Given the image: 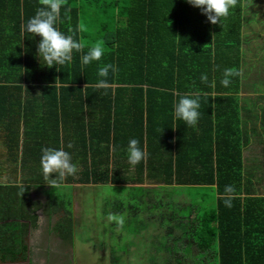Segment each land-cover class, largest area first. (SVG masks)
<instances>
[{
  "label": "trees",
  "instance_id": "trees-1",
  "mask_svg": "<svg viewBox=\"0 0 264 264\" xmlns=\"http://www.w3.org/2000/svg\"><path fill=\"white\" fill-rule=\"evenodd\" d=\"M262 1L236 0L230 14L221 23L212 24L201 9L186 0H63L57 26L84 48L74 52L72 62L57 71L43 66L37 58L40 37L22 30L43 0H0V120L8 98L14 108L24 109V128L33 135L31 139L24 134V154L32 155L30 150H34L37 140L54 134L55 145L60 119L65 121L63 125L71 121L76 129L80 128L86 118L83 110L99 106L91 93L99 90L97 95L101 94L103 101L101 108L93 107V113L99 111V120L107 125L113 118L117 121L120 141L116 139L115 145L126 146L129 139L136 138L146 153L136 166L139 182H145V175L163 185L128 191L131 201L153 205L161 214L159 227L168 233L162 236L158 251L162 249L169 256L173 249L168 238H175L185 244L188 264H264V197L247 182L242 158L252 139L264 147V133L254 127L245 129L248 124L264 126V118L259 120L260 115L264 116V96L251 89L250 79L242 71L248 64L245 51L249 40H257L259 48L264 45L261 32H256L264 30L257 17L264 8L260 6L264 5ZM254 15L257 19L248 21ZM97 44L105 50L102 60L82 68L81 56ZM106 64H112L116 71L109 72V87L98 89V68ZM225 79L229 81L227 86L222 84ZM83 85L95 89L89 87L86 93ZM36 86L44 92L38 103L42 109L38 117L37 99H21L25 88L30 92ZM250 92L254 94L251 98L240 96ZM182 95L199 98L200 116L195 127L174 117V102ZM31 109L33 119L28 118ZM15 117L23 120L20 112ZM19 124V120L10 124L15 125V133ZM121 134L129 139L123 140ZM18 137L9 136L15 153L20 148ZM100 142L94 137L92 145L99 147ZM106 142L111 143L109 136ZM117 179L116 170H106L85 173L82 181L99 185ZM3 181L1 258L10 255L9 248L19 243L16 237L6 236L9 227L4 222L20 217L21 209L14 202L25 195L23 191L28 196L31 188L12 187ZM33 181L44 184L39 178ZM57 181L59 184L62 180ZM54 189L55 212L71 213L66 194L57 192L55 186L48 192ZM183 190H189L190 199L176 202L174 192ZM117 203V213L136 212V208L128 210L122 202ZM39 208L50 211L43 205ZM177 218L190 223L180 222L176 227ZM74 225L72 219L57 224L55 231L64 243L75 239ZM183 262L178 260V264Z\"/></svg>",
  "mask_w": 264,
  "mask_h": 264
},
{
  "label": "crops",
  "instance_id": "crops-1",
  "mask_svg": "<svg viewBox=\"0 0 264 264\" xmlns=\"http://www.w3.org/2000/svg\"><path fill=\"white\" fill-rule=\"evenodd\" d=\"M24 52V51H23ZM39 72H42V68L39 69ZM89 87L88 85H83L82 88L87 93V90ZM116 87V86H113ZM94 88V87H93ZM98 89H101L99 87H96ZM95 89V88H94ZM99 90L95 89V91H92L93 97L95 96V101L98 103V105H101V102L103 101V97L101 94L97 95ZM102 93V92H101ZM251 95H240L241 97L245 98H251L253 92H250ZM43 88L36 86L32 87L30 92H26V88L24 90V95L21 96V99L23 101L27 98H36V111L35 115L38 117L42 114V109L38 107V103L43 98ZM77 96V95H76ZM242 97V98H243ZM76 98L73 99L75 102ZM250 100L245 101L247 103ZM13 101H10L8 98V103L4 110V117L2 120H0V179L1 181L4 180L8 186H19L22 187V189L31 187L28 196L26 192H22L25 195L19 196L20 198L18 201L14 202L11 200V202H14V206L17 209L20 210V217H17L13 220H7L4 222V224H7L9 229L7 232V237H16L17 241L19 242L17 244V248L11 249L9 248L10 255H15L17 258L18 254H23V257L25 258L26 254H34V260L35 262H40L44 264H50L53 260H55V228L57 225L52 224V220L55 218H58L59 216L62 217L63 221L66 219H72L75 221L74 230L75 234L77 231V218L75 217V211L74 207L77 203L72 202L71 199L66 196L67 202L70 206L71 213L63 211V213H56L54 212H46L45 209L39 208L40 205L46 206L50 199L52 198L54 202L57 200L56 196H51L48 192L52 186L48 185L47 180L49 178H46L43 174L42 168H41V156H42V149L44 148H63L65 151L69 152L72 155L73 162L77 164L78 171L74 175L79 176L77 180H74V185H81L82 187H77L78 189H82L84 191L85 187L87 186H98L93 183L87 184L84 183L82 180L84 179L85 173H104L107 171H117L118 179L115 182L112 183H100L99 185H110L112 187H121L127 190V193L129 190H138V188H142L144 190H149V188H157L158 185L155 182H151L145 175L143 176L145 182L140 183V178L138 175L137 168L131 164H129L128 159H123L127 157L126 152V146H119L117 147L114 143L116 139H119L120 133L117 131V121L113 118L111 124L107 125L105 122H102L99 120V111L93 113V107L99 106H93L90 107L87 110H83V113H85L86 118L84 117L82 119V125L80 128H75V123L70 121L68 123L62 124L65 122L63 119L60 123V128L58 134H55V145L53 142L54 134L50 135L48 138L42 140L39 142L37 140V143H35L32 147H34V150H30V152H33L26 156L24 154V134L26 132L24 128V120H25V111L22 109V111H19L18 107L13 106ZM24 103V102H23ZM14 108V109H13ZM101 108V106H100ZM14 111V112H13ZM31 112L28 113V118L33 119L34 118V111L33 109L30 110ZM20 112L23 116V120L16 118L17 113ZM261 114V113H260ZM14 115V118H13ZM84 116V114H83ZM99 117V118H98ZM264 118L263 115H260V121ZM12 120H19V130L15 133V125H10L12 123ZM87 126V127H83ZM93 126V128L90 127ZM95 125V127H94ZM103 127H102V126ZM110 126H113L112 129H110ZM254 126L248 124L245 129H248L249 131ZM119 128V127H118ZM259 129L262 131V134L264 133V126L259 125ZM29 131V130H28ZM17 135L19 134V137L17 140L20 142V148L18 153H15L14 146H12V142L9 138L10 135ZM26 135H30L31 139L33 138V135L29 132H26ZM123 135V134H121ZM42 136V135H40ZM111 140V143L108 144L106 140ZM118 136V137H117ZM39 137V136H38ZM94 137L96 139L101 140L100 146L98 147L97 144L92 145V141H94ZM123 140H127L129 138H125L124 135L122 136ZM120 141V139L118 140ZM37 144V145H36ZM72 145L71 148L68 146ZM250 147V146H249ZM248 147V148H249ZM247 148V149H248ZM147 152V148L144 149ZM262 150V151H261ZM261 154L257 155L255 158V163L252 166L253 156L250 158L248 156L247 163L244 159V171L245 176L247 179V182H251V187L255 190H257L256 194H259L258 196H263L260 194V190L263 191L264 189V147L261 149ZM87 151V153H85ZM252 153H257L255 150L252 151ZM116 156V157H115ZM259 157V158H258ZM19 159V160H18ZM18 160L17 165L16 162ZM248 164H251L248 167ZM258 166V167H257ZM248 167V168H247ZM258 168V169H257ZM10 174H16L14 176L10 177ZM7 175V176H6ZM18 175V179H16V176ZM41 179L44 183L43 185L37 184V181H33L34 179ZM7 179V181H6ZM134 179L136 181H134ZM139 179V180H138ZM0 181V183H1ZM58 182V181H57ZM62 183V181H59V183ZM246 182V183H247ZM49 183H53L50 181ZM66 184V182H64ZM55 186V185H54ZM37 188H41L43 190V195H46L45 200L43 201V196H41L38 200L34 199V191ZM91 188V187H89ZM21 189V188H20ZM74 193L76 194V187L73 188ZM82 191V192H83ZM131 192V191H129ZM20 193V192H19ZM114 201L121 202L119 199L112 198ZM110 199V200H112ZM80 201V200H78ZM81 203V202H80ZM25 210V211H24ZM61 214V215H60ZM62 214L64 216H62ZM135 215V214H133ZM12 216V215H11ZM34 217V219H33ZM49 225V226H48ZM14 226V228H12ZM42 228H45V230H48L47 233L45 231L43 232ZM57 234V232H56ZM58 236V234H57ZM44 237L46 238L45 244H39L37 243L38 240ZM56 240L60 243V245H65L67 243H64L63 240H61L59 237L56 238ZM47 244V245H46ZM58 247V246H57ZM12 250V254H11ZM73 252L74 249L72 248ZM44 253L45 256L43 255ZM10 255L6 257H0V262L6 261V259H10ZM22 256V255H21ZM4 258V259H3ZM14 258V257H13ZM49 259L51 261L49 262ZM13 260V259H12ZM27 261L30 259L27 258ZM2 264V263H1Z\"/></svg>",
  "mask_w": 264,
  "mask_h": 264
},
{
  "label": "rangeland",
  "instance_id": "rangeland-1",
  "mask_svg": "<svg viewBox=\"0 0 264 264\" xmlns=\"http://www.w3.org/2000/svg\"><path fill=\"white\" fill-rule=\"evenodd\" d=\"M257 2L253 1V3ZM262 2L264 4V0ZM260 6L264 7V5ZM257 15L258 20L264 24V8L258 11ZM257 17L256 15L250 16L248 21H253ZM256 32H261L260 37L264 41V30L259 28ZM256 41L252 43V39L249 40L250 46L247 45V50L245 51V63L248 62V64L242 71L247 75L246 77H249L251 89L255 90V93L260 94V96H264V45L259 48ZM242 76L243 79L246 78L243 74ZM257 82L258 85L256 86L255 83ZM254 128H257L262 134L258 127L254 126ZM262 147L261 143L256 141V139H252L251 143L244 148L242 158L245 159L246 163L248 156L250 158L253 156L251 169L255 163V157L261 154ZM253 150L257 153H252ZM251 164H248V167ZM78 177L77 175H66L62 183L58 184L56 182L55 184L57 192H64L72 202H75L77 198L74 211L78 228L75 239L72 242H67L66 246L60 245L56 240L58 236L55 232V260L50 264H178V260L181 259L184 260L182 264H188L189 257L185 254V244H182L181 240L168 238L169 245L173 251L169 253V256L168 252L160 251L162 249L159 250L161 252L159 253L158 248L161 247L162 236L167 234L168 231L166 228L159 227L162 222L161 214L157 213L153 205L131 201L127 190L120 186H87L83 191L77 188L82 187L81 185H74V180H77ZM48 178L47 183L51 186L49 182L52 181L53 177L50 176ZM16 179H18V175ZM74 187H76V194L73 191ZM183 188L186 189V187ZM55 191L56 189L49 192V194L55 196ZM188 193L189 190L174 192L175 201L190 199ZM260 194L264 195V189L263 191L260 190ZM34 196L35 200H38L41 196H43V201L46 198L41 188H37L34 191ZM112 198L119 199L128 210L136 208V212L117 213L120 204L118 205L117 201L111 202L109 199ZM65 200L67 201L66 198ZM164 202L166 200L163 199ZM45 207H50L49 212H54V200L51 198ZM62 216L64 215L62 214ZM62 219L59 216L51 222L57 225L63 222ZM117 219H122L123 224H118ZM177 219L179 220L174 221L176 227H178L177 225L180 222L181 224L190 223L188 220ZM42 230L45 233L48 231L45 228H42ZM45 239L41 237L37 243L45 244ZM72 248L75 252H73ZM45 254L47 253L43 255L45 256ZM50 261L51 259H49ZM44 263L37 262L36 264Z\"/></svg>",
  "mask_w": 264,
  "mask_h": 264
},
{
  "label": "clouds",
  "instance_id": "clouds-1",
  "mask_svg": "<svg viewBox=\"0 0 264 264\" xmlns=\"http://www.w3.org/2000/svg\"><path fill=\"white\" fill-rule=\"evenodd\" d=\"M186 2L201 9L202 14L206 15L212 24L221 23L236 5V0H186ZM62 3L63 0H43V4L36 10L34 16L22 25L23 31L40 37L36 55L41 64L47 68H56L57 71L60 67L72 62L74 52H80L84 48L81 42H77L72 35H66L57 26ZM104 53V48L99 44L89 47L87 53L81 56L82 68L93 62H100ZM110 70L115 72L116 68L112 64L98 68L97 75L101 79L97 87L103 89L109 87L107 78ZM202 79L207 78L202 77ZM228 83L226 79L222 81L224 86ZM199 108L198 97L182 95L174 102V117L182 120L189 127H195L200 116ZM68 147L71 148L72 145ZM126 152L128 162L133 166L146 157V153L140 147V141L136 138L129 139ZM40 163L44 176L53 177L52 187L57 180H63L66 175H74L78 171L72 155L63 148L42 149ZM228 190L231 191V188ZM117 223L122 225L123 220L117 219Z\"/></svg>",
  "mask_w": 264,
  "mask_h": 264
},
{
  "label": "flooded vegetation",
  "instance_id": "flooded-vegetation-1",
  "mask_svg": "<svg viewBox=\"0 0 264 264\" xmlns=\"http://www.w3.org/2000/svg\"><path fill=\"white\" fill-rule=\"evenodd\" d=\"M18 246L16 245L14 248H17ZM22 255V256H21ZM9 256V255H8ZM14 257V258H13ZM17 258L15 255H10V259H6V261L0 262V264H36L34 260V254H26L25 258L23 257V254H18ZM27 258L30 259V261L26 260ZM13 259V260H12Z\"/></svg>",
  "mask_w": 264,
  "mask_h": 264
}]
</instances>
